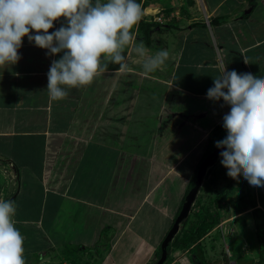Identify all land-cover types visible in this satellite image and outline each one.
<instances>
[{"label": "crops", "instance_id": "0c3cea01", "mask_svg": "<svg viewBox=\"0 0 264 264\" xmlns=\"http://www.w3.org/2000/svg\"><path fill=\"white\" fill-rule=\"evenodd\" d=\"M207 1L211 0H205L206 9L202 10V16L193 14L189 19L182 17L175 29L182 37L185 32L182 21L189 25L188 30L195 28L190 26L192 21H198L200 24L197 28L205 32L203 35H209L206 42L210 43L211 52L214 51L211 62L205 58L195 60V56L190 59L186 53L187 46L183 47L182 43H174L170 52V42L164 38V33L169 30L153 29L149 33V44L145 45L153 53L168 50L170 56L162 70L143 75L142 62L129 46L125 49L129 65L127 71L120 72L118 65L109 64L108 72L98 74L90 85L69 89L68 96L63 100H51L46 91L51 62L59 59L61 54L48 56L46 49L34 46L27 37L23 38L18 53L20 60L14 65L0 67V178L5 183L3 194L6 198L9 195L11 201L16 203V221H32L23 216L27 211L22 206L24 203L19 201L18 204V200L23 193L30 200L33 196L28 193L41 190L43 199L31 201V204H35V212L41 205L37 219H42L45 197L51 193L53 199L66 198L74 204L87 206L89 213L86 217L87 221H91L90 229L93 232L92 224L100 222L104 225L101 229L115 231L116 234L112 235L119 238L120 227L126 219L132 222L141 220V215L137 218V214L148 208L143 206H150L143 215L144 222L149 223L150 227L153 224L164 225L165 222L171 226L188 189L182 192L177 205L167 213L158 208L163 204L157 203L154 195L162 185L174 180L173 176L179 173L178 168L192 154L198 156H195L194 162L188 163L189 171H185L188 176L195 173L206 154H209L205 141L223 127V116L230 111V106L225 105L223 100L212 101L206 97L207 90L213 87V81L202 74L201 69L208 66L204 62L217 69L218 75L221 63L227 64L228 71L264 75V0H213L210 7L206 6ZM150 9L143 10L142 20L145 22L150 20L147 16ZM164 12L157 14L165 22L161 26L177 14L172 11L166 18ZM214 17L230 21L210 26V20ZM65 23L64 18H60L49 32ZM221 26L222 30L219 29ZM133 30L138 40L144 41L136 26ZM192 63L197 65L196 70H190ZM138 90L143 92L137 97L139 101L136 104L131 101L128 105L124 94L127 92L131 97ZM147 116L155 121L150 128L152 139L172 143L173 139L167 137L180 138L174 144L167 145L166 151L159 150L161 162L148 163V158H154L152 152L144 150L139 144L131 150L125 147L126 139L137 136L133 125ZM110 129L113 132L109 135ZM226 135H223V139ZM138 138L135 137V140ZM162 161L166 164L161 165ZM63 165L71 168H63ZM217 165L220 163H213L212 167ZM154 167L159 171L152 173L157 174L142 177L134 184L137 174L142 173L141 169ZM70 169L73 171L68 172ZM156 175L159 177L155 179ZM188 176H183L184 185L190 184ZM172 183L169 186L172 187ZM261 190L263 197L264 187ZM118 191L123 193L121 197ZM163 194L165 197L171 196H167V192ZM261 196L259 206L264 201ZM151 198L154 209L153 203L147 201ZM128 214L133 217L130 218ZM167 218L170 220L162 222ZM88 231L79 245L90 247L104 241ZM163 238L162 235L158 240L154 236L149 242H133L143 255L138 264H151L154 261ZM112 246L107 245V249L104 246V253L108 250L111 252ZM123 247L114 253L123 256L131 252L122 251ZM174 255L178 256L177 262L181 264H187L183 263L184 258L192 264L194 258L189 252H176ZM131 256L123 260L131 262Z\"/></svg>", "mask_w": 264, "mask_h": 264}, {"label": "clouds", "instance_id": "9594fccd", "mask_svg": "<svg viewBox=\"0 0 264 264\" xmlns=\"http://www.w3.org/2000/svg\"><path fill=\"white\" fill-rule=\"evenodd\" d=\"M143 10L137 0H0V67L20 60L19 49L27 37L34 46L46 49L48 56L61 54L52 60L47 73L46 91L53 101L65 99L71 88L90 85L98 74L109 71V64L118 65L120 72L127 71L125 49L129 46L142 62L143 75L148 76L162 70L170 54L166 49L153 53L138 40L133 29L142 19ZM157 16L153 21L158 22ZM60 18L66 23L49 32ZM218 67L219 75L206 97L230 106L222 124L227 135L215 142V147L224 149L220 163L229 178L235 180L242 175L250 186L264 187V75L228 71L224 63ZM255 199L259 203L257 194ZM192 205L175 235L191 217ZM16 207L14 201L0 199V264H26L25 238L14 219ZM191 250L194 252V248L167 251L163 263L177 258L176 252L193 256Z\"/></svg>", "mask_w": 264, "mask_h": 264}, {"label": "rangeland", "instance_id": "374dc122", "mask_svg": "<svg viewBox=\"0 0 264 264\" xmlns=\"http://www.w3.org/2000/svg\"><path fill=\"white\" fill-rule=\"evenodd\" d=\"M212 1H207L206 6L210 7V4H212ZM194 3V5H193ZM196 3V4H195ZM201 3V4H200ZM152 9L148 11L152 17L157 16L159 12H164V8L169 6L170 8L174 9V11L177 12L176 16H172L171 19L174 21V25L178 26V23L182 17H185V14H188L192 16L193 14L196 15V17L202 16L204 13L205 8V0H149L147 4ZM189 6V7H188ZM196 7V8H195ZM188 8L187 13L184 11ZM193 8L195 10L193 11ZM192 9V10H191ZM240 10V9H239ZM244 11V9L242 8ZM156 11L155 13H153ZM167 10H165L166 12ZM181 12H184L181 14ZM238 13V12H234ZM205 14H208L207 12ZM227 21H230L229 19H224ZM206 21V19H205ZM194 22V21H192ZM172 23V22H171ZM183 28L185 27L184 31L182 33V37L179 34L178 30L175 28H171L167 33H164L166 35L164 38H166L170 44H169V51L171 52V48L175 46L174 43H182L183 47H186V53L189 54V58L191 59L193 56H195V60L199 59L200 61L205 58L209 62L212 60V51L209 49L210 43L206 42V39H209V35L202 33H205L204 31H200L199 26H196L195 28H191L188 30L189 25L186 24V21H182ZM222 26L219 28L220 30ZM225 32V30H223ZM227 38V37H226ZM229 39V38H228ZM226 39V40H228ZM194 54V55H193ZM194 58V57H193ZM193 60V59H192ZM218 60V59H217ZM193 62V61H191ZM190 62V63H191ZM203 69H201L202 74H204L205 78L210 79L213 81L214 78L218 75L217 69L211 67V64L207 61L204 62V65H207ZM193 68V69H192ZM192 68L190 70H196L197 65L192 63ZM141 93V90H138L135 92V94H127V92L124 94L126 95L125 102L129 105L132 102H135V104L139 101V98H137ZM130 97V98H129ZM138 99V100H137ZM127 110V109H126ZM138 124L133 125L134 130L137 133V136H134L133 138H128L125 140V147L127 150H131L136 144H139L141 148L144 150H151L152 155L154 158H148L150 161L148 163H154V162H161V157L159 156V150L166 151V147L169 144H174L176 140H179V137H167V139L172 138L173 141L171 142H164L158 139L157 141L152 139L150 128L155 124V121L150 117L147 116L143 119L138 120ZM115 122V121H114ZM113 122V123H114ZM135 122V121H132ZM116 124L118 122H115ZM114 123V124H115ZM133 130V131H134ZM112 130L110 129V134H112ZM215 136H211L210 139H207L205 142V146L208 149L207 152L215 147V142L223 139V135H226V130L221 127L218 130L214 131ZM221 132V133H220ZM133 133V132H132ZM127 137V136H126ZM135 137H140L138 140H135ZM139 141V142H136ZM157 142V143H156ZM156 144L153 146V144ZM138 145V148H139ZM151 146L153 148L151 149ZM203 146V145H202ZM200 146V148L202 147ZM175 147V146H174ZM104 153V151H103ZM207 155V154H206ZM197 155H190L188 159H186L183 164L178 168V172L174 177V180H170L169 182L174 184L172 187L169 186L170 183L162 185L160 189L158 190L162 194L159 195V192L154 195V198L157 197L156 202L162 203L163 205L158 207L162 208L164 213L172 211L175 205H177L179 198L181 197V194L184 190L187 191L188 188L191 187L192 183L190 181V184L184 185V178L183 176L186 175V169H188V163L190 164L191 161H195ZM221 158V157H220ZM220 158H217L214 162V164H218ZM95 161V157L92 159ZM165 161H162L161 165H165ZM221 164V163H220ZM63 168H71L70 166L63 165ZM199 167V166H198ZM219 173H217L219 180H217L216 184L209 185L210 182L208 179H211V174L205 173L202 185L200 186L198 193L194 199V203L192 205L191 213L189 215V220L182 226H180V230L187 231L188 226L191 222L195 220V213H200L202 210L204 211V208L208 207L211 202H214L220 195L224 196L226 199L225 207H216V211L219 213L220 221L215 226L214 230L211 233H206L203 238L199 241L202 251L206 252V258L210 260L208 264H226L227 256L233 261L235 259L237 260V256L235 254L239 253L238 255H241L247 262L245 264H250V261H255L258 257V248L259 241L257 239L256 232L254 231V225H255V217L253 216V209L243 210L242 212H239L240 210V202H238L241 199H245L246 196H244L247 188L242 184L243 182V176L241 175L237 179H232L234 181V185H231L228 183L225 179L226 174L224 172V168L221 169V166H216ZM159 171L154 167L153 168H146L141 169V174H137V177L134 181V184L142 179V177L145 176H151L155 175L157 173H152L154 171ZM194 170V169H192ZM191 170V171H192ZM198 169H196L194 174H190L188 176L189 179H193L194 175H196ZM73 170H69L68 172H72ZM209 171V170H208ZM221 174V176H219ZM2 177V176H1ZM159 175H156L155 179L158 178ZM14 178V177H13ZM236 185L239 186V188H236ZM4 186L5 183L0 178V199L3 200H11V198H6V195H4ZM231 186L233 188H231ZM3 187V188H2ZM164 188H167V190H164ZM263 188V187H262ZM170 190V192H169ZM2 191V193H1ZM261 188L256 189V193L252 192L255 196V194L258 195L259 203L262 195ZM6 192V190H5ZM163 192H167V196L171 194V196L165 197ZM4 193V194H3ZM103 193V192H102ZM102 193L100 195H102ZM121 191H118V195L120 197L123 195L121 194ZM30 194L32 199L27 200V195L23 193L21 198L18 200L20 203H24L22 205L24 209L27 211L25 215H23L26 219L32 220L28 222H20L16 221V227L21 232V234L24 236V258L26 261V264H138L140 260L142 259L143 255H140V252L137 251V245L133 244V242H144V240L153 239L154 236L159 240L161 236H166L167 232L169 231V223L165 222L167 220H170V218H167L165 220H162V222H165L163 224H153L151 227L149 223H145L143 220V215L147 211V209L150 206H143L148 207L145 210H142V212L137 214V218L141 215V220L138 221H131V219H124L125 223L120 227L121 232L120 236L118 238V235L113 236V234H116L115 231L111 232V230H104L101 229V226L103 223H94L92 224L93 231L90 229V222L87 221L88 218V211L87 206L83 205H77V203H72L71 201H68L66 198H55L53 199L52 194L48 193L45 197V203H44V214L41 216L42 219H37L40 216V208L37 212H35V204H31V201H39L40 199H43V193L41 190L39 192H35L33 194ZM159 195V196H158ZM37 196V197H36ZM152 196V195H151ZM127 197V195L125 196ZM262 197V196H261ZM264 197V196H263ZM262 197V198H263ZM40 200V201H41ZM113 199H110L112 201ZM138 199H136L137 201ZM247 200V199H245ZM148 203L152 202L153 209H154V201L152 198L148 200ZM127 209L129 207H126ZM258 208V207H257ZM144 209V208H143ZM212 212L215 210V206L211 207ZM256 211L258 215L262 214L264 217V201H262V204L260 208H258ZM128 216L131 218L133 217L131 214H128ZM172 216V215H171ZM39 220V222H36ZM89 222V224H88ZM103 222V221H102ZM119 226V225H118ZM88 229L90 230L91 234L97 237H101L100 240H104L103 242L96 243V245L90 246V247H83L79 245V242L81 240H85L86 234H88ZM118 232V231H117ZM159 232H162L161 235L158 234ZM260 233L264 234V230L260 231ZM139 235V236H138ZM263 236V235H262ZM261 236V238H262ZM177 235L173 237L175 239ZM164 239V238H163ZM162 239V240H163ZM118 242V243H117ZM131 243V244H130ZM173 243V240H172ZM107 245L112 246L111 252L108 250V252L104 253V246ZM121 246L123 247L122 251H130V253L122 255H118L114 253L118 248L121 249ZM264 248L263 246H261ZM45 249V250H44ZM85 249V250H84ZM107 249V247H106ZM46 251L44 253V251ZM192 254L193 251L191 250ZM45 254V255H44ZM235 254V255H234ZM132 255V256H131ZM126 256H131L133 260L124 261L123 259ZM119 257V258H118ZM45 258H48L45 260ZM122 259V260H121ZM243 259V260H244ZM134 261V263H132ZM153 261V260H152ZM113 262V263H112ZM154 262V261H153ZM151 262V264H153ZM183 263H188V260H185ZM149 264V263H148Z\"/></svg>", "mask_w": 264, "mask_h": 264}, {"label": "trees", "instance_id": "16d2710c", "mask_svg": "<svg viewBox=\"0 0 264 264\" xmlns=\"http://www.w3.org/2000/svg\"><path fill=\"white\" fill-rule=\"evenodd\" d=\"M138 3H140L142 5V10L144 8H148L149 6L146 5L147 2H149V0H137ZM167 11L164 12L166 18H169V14L174 11V9L170 8L169 6H167L165 8ZM188 8H186V10L184 11L185 13H187ZM184 12H181V14H183ZM184 13V14H185ZM168 16V17H167ZM185 17H183L184 19L187 17L188 19L191 18L190 15L185 14ZM243 17H245L246 15L242 14ZM154 17L151 16L150 20L148 22H145L144 20H140L138 22V24L136 25V27L138 28V30H140V32L142 33L143 39H144V43L145 44H149V33L150 31H152L153 29H157V28H163V29H168L170 30L171 28H175V25L173 24L174 21H172L173 19H170L167 22V26L166 25H160L158 22L153 21ZM222 21H225L224 19H219L218 17H214L212 20H210V26H218L220 23H222ZM172 22V23H171ZM200 23L197 22H193L192 25H190L191 27H196L198 26ZM202 26H205L203 23H201ZM165 27V28H164ZM212 151V149H210L207 153H210ZM220 163V161H219ZM217 166H221L217 165ZM224 167L222 166L221 169H223ZM225 174L227 173V170L224 168L223 169ZM218 170L217 167H210L209 168V174H211V179H208L210 184L209 185H214L216 184L217 180H219L218 175H217ZM221 176V174L219 175ZM195 177V175H194ZM194 177L191 180V187L194 184ZM243 178V177H242ZM226 181L228 183H230V178L227 176L225 177ZM243 182L242 183L245 188H247L244 196L245 199H241L238 201L240 202V210L239 212H242L243 210H248V209H253V216L255 217V225H254V231L256 232L257 235V239L260 242L259 243V248H258V257L255 261H250V264H264V248H262L261 246L264 247V234L260 233V231L264 230V217L262 216V214L258 215L256 211L258 208H256V199L253 192V189L249 188L246 180L243 178ZM231 185H234V181L231 180ZM231 186V188H233ZM190 187V188H191ZM188 188V190L190 189ZM236 188L238 189L239 186L236 185ZM226 198L224 196H219L214 202H211L209 204L208 207L204 208V211L202 210L200 213H195V220L193 222H191L188 226V230L184 231L181 230L180 233L177 235V237L175 239H173V243L167 247V251H174V250H188V249H193L194 248V252H193V256L194 258L191 260L192 264H208V262L210 261L208 259V257L206 258V252L202 251L201 245L198 242L199 240H201L203 238V236L208 233L212 228H214L218 222L220 221V216L219 213L216 211V207L220 206V207H225V203H226ZM259 200V198H258ZM215 206V210L214 212H212L213 210H211V207ZM192 216V215H191ZM263 235V236H262ZM262 236V238H261ZM237 256V262L238 264H245L247 261L241 256L238 255L239 253H236ZM234 254V255H235ZM160 255V248L158 249L156 255H155V259L157 260L159 258ZM200 255V256H198ZM195 257L197 259H195ZM244 259V260H243Z\"/></svg>", "mask_w": 264, "mask_h": 264}, {"label": "water", "instance_id": "95a60500", "mask_svg": "<svg viewBox=\"0 0 264 264\" xmlns=\"http://www.w3.org/2000/svg\"><path fill=\"white\" fill-rule=\"evenodd\" d=\"M223 150L224 149L214 147V149L209 154H207L203 161L200 163L196 175L194 177V184L185 195L179 214L177 215L170 230L167 232L166 236L162 240L160 244V255L154 264H163V262L166 260L167 246L172 240L173 236L177 233L179 224L187 218L191 205L193 204L198 190L202 184L206 169L213 165L214 161L220 157V152Z\"/></svg>", "mask_w": 264, "mask_h": 264}, {"label": "built area", "instance_id": "2783aa9c", "mask_svg": "<svg viewBox=\"0 0 264 264\" xmlns=\"http://www.w3.org/2000/svg\"><path fill=\"white\" fill-rule=\"evenodd\" d=\"M157 21H158V22H161V23H165V22L163 21V19H160L159 17L157 18ZM247 184H248V186H249L250 188H252V189H254V190H256V189L258 188V187L250 186L248 182H247ZM259 188H262V187H259ZM257 207L260 208L259 203H257L256 208H257ZM177 260H178V258L175 257L173 260L166 261V262L163 263V264H181V263L177 262ZM227 264H237V263L229 258L228 261H227Z\"/></svg>", "mask_w": 264, "mask_h": 264}, {"label": "flooded vegetation", "instance_id": "af4514ba", "mask_svg": "<svg viewBox=\"0 0 264 264\" xmlns=\"http://www.w3.org/2000/svg\"><path fill=\"white\" fill-rule=\"evenodd\" d=\"M170 230V229H169Z\"/></svg>", "mask_w": 264, "mask_h": 264}]
</instances>
